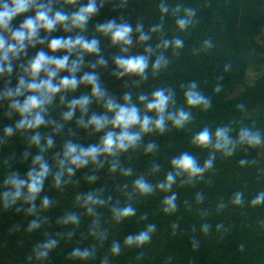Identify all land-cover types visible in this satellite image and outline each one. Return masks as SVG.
I'll use <instances>...</instances> for the list:
<instances>
[{"label": "trees", "instance_id": "16d2710c", "mask_svg": "<svg viewBox=\"0 0 264 264\" xmlns=\"http://www.w3.org/2000/svg\"><path fill=\"white\" fill-rule=\"evenodd\" d=\"M2 3L11 6L10 0H0ZM39 4L71 16L88 0H38L29 11L12 19L10 31L3 33L6 39L35 16ZM96 7L97 13L83 29L66 30V25L59 24L52 32L41 29L37 40L43 43L27 45L17 57L10 56L11 72L0 74V264H264V200L253 204L264 194V0H96ZM189 12L194 14L189 16ZM180 20L190 22L181 28ZM109 21L132 28L130 45L114 44L110 35L97 30ZM141 33L149 38L140 41ZM77 36L96 40L99 51L76 49L69 65L82 57L76 79L95 74L104 98L92 95V85L80 83L75 90L56 94L46 106L43 125L16 129L21 117L10 108L11 100L23 102L33 93L23 91L13 98L4 94L14 91L21 79L26 83L32 80L28 68L37 53L55 58L67 55L63 49L53 52L51 40H74ZM177 40L180 47H176ZM135 56L147 57L146 78L120 75L116 58ZM161 56L167 64L154 72L153 64ZM101 60L104 63H99ZM250 71L257 75L251 83ZM69 75L62 70L55 82ZM46 78L41 72L36 80ZM193 83L209 101L207 109L187 104L185 93ZM161 89L173 94L167 112L184 110L190 114L183 127L166 121L163 133L143 134L134 148L115 156L102 154L71 176L66 171L69 165L61 169L67 143L97 146L106 132L113 131L111 126L101 131L84 128L78 121L87 122L94 114L111 119L113 113L104 107L105 100L111 97L123 104L126 93L141 116L155 119L156 113L147 112V101L142 103L139 97L150 100L152 93ZM84 96L90 98L87 112L77 107L72 119L64 120L70 101ZM6 127L14 129L11 136L5 135ZM221 128L228 129L233 141L241 130L258 132L261 143L254 147L237 144L231 155L193 143L204 129L214 142L215 132ZM138 130V126L132 129ZM37 134L38 144L32 140ZM48 138L53 141L51 147L47 146ZM150 144L155 145L153 151H147ZM185 153L200 167L212 158V167L191 180L187 174L178 175L170 190L160 189L158 185L169 173L175 175L171 161ZM37 156L49 165L41 192L34 201H25V187L21 198L6 206L3 194L13 189L5 181L13 175L27 180L30 170L39 169L34 163ZM57 172L63 173L59 187L55 183ZM138 179L153 191L141 194L135 187ZM88 195L103 203L86 206ZM173 195L175 210L165 212L164 201ZM237 195L239 204L234 203ZM45 197L49 200L46 208L42 207ZM126 207L134 209V215L117 220L113 209ZM29 208L34 211L29 212ZM69 215L76 216L78 222L61 223ZM33 221L39 227L29 230ZM149 227L152 231L146 243L125 244L128 237L147 232ZM49 240L57 241L55 247L46 257L38 258V246ZM114 244L120 247L118 254L112 253ZM76 249L88 250L90 255L85 259L72 257Z\"/></svg>", "mask_w": 264, "mask_h": 264}, {"label": "clouds", "instance_id": "9594fccd", "mask_svg": "<svg viewBox=\"0 0 264 264\" xmlns=\"http://www.w3.org/2000/svg\"><path fill=\"white\" fill-rule=\"evenodd\" d=\"M69 3H74L75 0H68ZM11 6L8 3L0 4V74L5 72H11V64L9 63L10 56L12 58L17 57L24 51L27 45H34L35 43H43V40H37L41 29L47 32H52L56 26L66 25V30L70 28L83 29L91 18L98 11L96 7V0H88L86 6L80 7V9L73 13L71 16L61 12H53L52 8L44 4H39L36 8V14L34 17L27 18L23 24L11 35L8 39L5 38L4 32H9L10 22L12 19L21 14L29 11L33 5L38 4V0H10ZM51 3V0H49ZM194 13L189 12L191 16ZM71 22L68 24V22ZM190 21L180 20L178 21L181 28L186 27ZM97 30L105 35H110L114 44H123L128 46L132 43L131 32L132 28L127 24L118 25L115 21H109L107 23L98 26ZM155 29H153L154 31ZM149 37L141 33L139 36L140 41H145ZM12 41V42H10ZM27 42V43H26ZM176 47L181 46V42L177 40L175 42ZM165 47L167 45L165 44ZM49 48L55 52L57 50H66L67 55L62 58H55L50 55H46L44 52H39L35 58L31 61L28 71L32 76V80L28 83L24 79L19 81L17 88L8 90L4 95L8 98L19 97L23 94V91L33 93L27 96L23 102L18 99H12L10 108L17 112L21 119L15 125L16 129H34L38 128L45 123L43 114L46 111V106L51 104L56 94L61 91L75 90L80 83H88L92 85V95L98 99H103L105 93L100 89L97 83V77L95 74H85L82 79L77 80L75 73L79 70L82 62V57L77 60H73L69 65V57L76 49H80L86 53H98V42L96 40L87 41L82 36H77L74 40L68 39H53L49 44ZM126 51L127 48L125 47ZM151 51V50H148ZM116 64L122 71L120 75L136 74L142 79L144 77L145 69L148 67V60L145 56L129 57L127 59L116 58ZM99 63H104L102 60ZM167 61L161 56L158 57L153 64V70L160 69L166 66ZM66 70L70 73L69 76H65L55 82L58 72ZM41 72L46 74V79L37 82L36 77ZM186 102L189 106H203L205 109L209 106V101L196 91V84L193 83L189 86V90L185 93ZM63 100V97H61ZM124 103H117L113 98L109 97L104 102V107L108 112L113 113L111 119L105 115L97 116L92 115L87 122L82 119L78 123L84 127H92L95 131H101L111 126L113 131H108L101 139L100 145L89 146L87 148L79 145L72 144L71 142L65 145L64 158L60 161L61 169H64L65 164L69 165L66 168L69 176L73 175L75 170L81 167H85L89 162L95 163L99 156L102 154L115 156L117 152L127 151L129 148H134L140 141L143 134L153 131H159L163 133L165 131L166 121H171L175 127H183L189 120L190 114L184 110H180L176 113L167 112L169 102L173 100V94L170 91L163 89L157 90L152 93V98L149 100L147 96L141 95L139 97L140 102L147 101L145 108L147 112H155L156 117L153 119L148 115L141 116L140 109L133 103H131V95L125 94L123 97ZM90 98L88 96L81 97L79 99H73L68 104V111L63 114L64 120H71L77 107H79L82 113H86ZM167 113V115H166ZM138 126V131H132L133 128ZM115 129H119L116 132ZM14 132L12 127H6L4 133L6 136H11ZM34 143H39V134L32 137ZM52 139L48 138L47 146H52ZM193 143L200 147H213L215 150H222L225 155H231L237 144H247L249 146H257L261 143V136L258 132H251L250 130H241L238 139L233 141L228 135V129L221 128L215 132V141L208 129H204L193 139ZM155 145H148L147 151H153ZM34 163L39 164V169H32L27 174V180L20 179L18 176L13 175L9 177L5 183L12 186V191L5 192L3 198L6 206L9 203H15L17 199L23 195L22 190L27 188V195H24L25 201H34L37 195L43 188V182L49 174V165L42 160V157L37 156ZM172 166L175 169V175L169 173L166 177V181L158 185L162 190L168 191L171 189L175 178L178 175L187 174L189 180L193 177H199L201 174L212 167V158H209L203 167L198 166L197 161L189 154H182L178 158H174ZM243 163V161L241 162ZM74 166V167H73ZM127 174V173H125ZM62 172H57L55 176L56 186L59 187L61 183ZM136 189L141 194H149L153 191L152 187L147 184L143 179H138L135 182ZM261 200H264V194L258 196L253 204H259ZM175 195L167 198L164 203L166 205L164 211L172 212L175 210ZM240 197L237 195L234 203L239 204ZM102 200L94 199L92 195H88L84 204H102ZM49 205V200L45 197L42 201V207L46 208ZM88 212H92V207L87 208ZM29 212L34 211L33 208H29ZM114 216L117 220L134 215V209L126 207L122 210L113 209ZM78 218L74 215L65 217L61 223H77ZM39 227L37 221H33L29 225V230ZM152 228L149 227L147 232H142L134 237H128L125 240L126 245H142L149 240V233ZM95 234V233H94ZM103 238V236H101ZM57 241L49 240L43 245L38 246L37 256L38 258H44L47 256L48 250L55 247ZM120 247L118 244H114L112 247V253L118 254ZM90 255L88 250L81 251L79 249L74 250L71 253L72 257H78L85 259ZM106 264V262H105Z\"/></svg>", "mask_w": 264, "mask_h": 264}, {"label": "rangeland", "instance_id": "374dc122", "mask_svg": "<svg viewBox=\"0 0 264 264\" xmlns=\"http://www.w3.org/2000/svg\"><path fill=\"white\" fill-rule=\"evenodd\" d=\"M257 75L255 73H253L252 71L249 72V82H253L256 79ZM241 90H239L238 92H240ZM262 152L264 153V145L262 148Z\"/></svg>", "mask_w": 264, "mask_h": 264}]
</instances>
